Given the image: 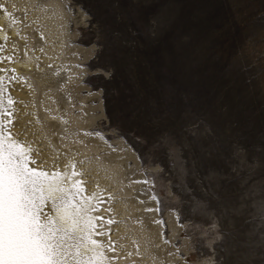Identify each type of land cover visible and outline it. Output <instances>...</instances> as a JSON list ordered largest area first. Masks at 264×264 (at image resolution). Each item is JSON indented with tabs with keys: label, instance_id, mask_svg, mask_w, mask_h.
I'll return each mask as SVG.
<instances>
[{
	"label": "rangeland",
	"instance_id": "374dc122",
	"mask_svg": "<svg viewBox=\"0 0 264 264\" xmlns=\"http://www.w3.org/2000/svg\"><path fill=\"white\" fill-rule=\"evenodd\" d=\"M70 3L86 14L77 40L95 45L82 79L102 99L95 130L142 158L165 221L215 219L224 264H262L264 0Z\"/></svg>",
	"mask_w": 264,
	"mask_h": 264
},
{
	"label": "bare ground",
	"instance_id": "6f19581e",
	"mask_svg": "<svg viewBox=\"0 0 264 264\" xmlns=\"http://www.w3.org/2000/svg\"><path fill=\"white\" fill-rule=\"evenodd\" d=\"M70 2L0 0V37H6L0 38L4 106L9 97L13 101L11 115L5 117L11 121L9 133L33 149L36 165L30 166L82 174L75 178L82 181L84 195L95 193L103 201L93 215L103 218L96 221L102 225L97 231L106 234L96 239L105 244L111 264H181L178 256L169 255L175 249L163 242L168 238L161 237L164 230L150 222L160 214L143 211L139 199L145 197L137 198L143 186L129 184V172L134 173L132 179L143 172L135 151L121 138L110 142L104 134V140L84 135L96 131L105 114L100 93L82 81L97 72L85 65L95 45L77 40L86 14ZM113 144L123 151H113ZM166 221L168 229L173 222L170 212Z\"/></svg>",
	"mask_w": 264,
	"mask_h": 264
},
{
	"label": "snow or ice",
	"instance_id": "6c2138e0",
	"mask_svg": "<svg viewBox=\"0 0 264 264\" xmlns=\"http://www.w3.org/2000/svg\"><path fill=\"white\" fill-rule=\"evenodd\" d=\"M0 10H4L2 3ZM4 71L0 68V73ZM6 90L4 77L0 75V264H111L105 254V244L96 239L106 234L97 231L102 225L96 221L103 218L93 215L99 211L97 204L103 201L95 193L84 195L82 181L75 178L81 173L30 166L36 165L33 149L14 139L7 127L11 121L5 117L11 115L8 109L13 101L9 97L8 107L4 106ZM62 131L67 134L69 130ZM208 134V129L198 126L191 131L193 142ZM84 135L105 139L98 131ZM168 139L162 137L160 144L167 143ZM111 147L113 151H123L114 144ZM128 167L131 169L132 165ZM133 175L129 172V184L143 186L137 190L138 199L139 194L145 197L139 199L145 205L143 211L160 213L163 202L155 192L156 177H149L146 170L138 179H132ZM150 202H155L154 206ZM261 208L264 216V201ZM168 211L173 222L163 242L175 249L169 252L170 256H178L181 264H224L226 257L219 255L224 246L217 243L222 233L215 219L206 226L203 218L189 219L176 208ZM205 215L201 213V217ZM150 222L161 229L167 226L162 217L152 218ZM107 223L111 225L113 221L109 219ZM160 235L163 238L164 232ZM261 247H264V238Z\"/></svg>",
	"mask_w": 264,
	"mask_h": 264
}]
</instances>
